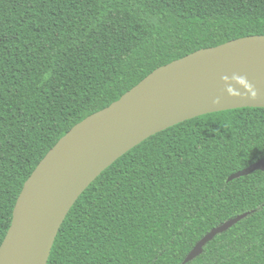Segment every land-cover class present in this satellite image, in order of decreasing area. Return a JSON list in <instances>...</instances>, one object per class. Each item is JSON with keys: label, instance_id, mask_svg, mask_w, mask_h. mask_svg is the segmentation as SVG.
Instances as JSON below:
<instances>
[{"label": "trees", "instance_id": "16d2710c", "mask_svg": "<svg viewBox=\"0 0 264 264\" xmlns=\"http://www.w3.org/2000/svg\"><path fill=\"white\" fill-rule=\"evenodd\" d=\"M248 35H264V0H0V245L25 181L72 126L157 67ZM262 158L264 107L162 130L82 192L47 264H264V171L227 180Z\"/></svg>", "mask_w": 264, "mask_h": 264}, {"label": "water", "instance_id": "95a60500", "mask_svg": "<svg viewBox=\"0 0 264 264\" xmlns=\"http://www.w3.org/2000/svg\"><path fill=\"white\" fill-rule=\"evenodd\" d=\"M242 107H264V35L201 48L157 67L119 99L72 126L39 161L17 197L0 245V264H47L78 197L148 137L200 115ZM256 170L264 171V158L227 180ZM244 217L212 228L184 262Z\"/></svg>", "mask_w": 264, "mask_h": 264}]
</instances>
